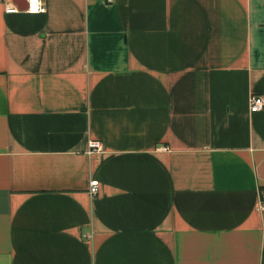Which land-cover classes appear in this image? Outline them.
<instances>
[{
	"label": "crops",
	"instance_id": "1",
	"mask_svg": "<svg viewBox=\"0 0 264 264\" xmlns=\"http://www.w3.org/2000/svg\"><path fill=\"white\" fill-rule=\"evenodd\" d=\"M20 1L0 0V264H264V0Z\"/></svg>",
	"mask_w": 264,
	"mask_h": 264
},
{
	"label": "built area",
	"instance_id": "2",
	"mask_svg": "<svg viewBox=\"0 0 264 264\" xmlns=\"http://www.w3.org/2000/svg\"><path fill=\"white\" fill-rule=\"evenodd\" d=\"M27 8L24 10L30 14H44L47 9L43 3V0H26ZM108 2H113V0H108ZM22 11L18 6L12 5L8 6L7 13H17ZM264 109V99L261 96H251L250 98V111L252 113L260 112ZM162 151H168L167 147H162ZM102 151V144L99 141H91L89 143L88 154L92 155ZM90 193L92 195H98L99 193V181H92L90 184ZM259 210L264 213V199L259 206Z\"/></svg>",
	"mask_w": 264,
	"mask_h": 264
},
{
	"label": "water",
	"instance_id": "3",
	"mask_svg": "<svg viewBox=\"0 0 264 264\" xmlns=\"http://www.w3.org/2000/svg\"><path fill=\"white\" fill-rule=\"evenodd\" d=\"M17 5H18V7L20 8V9H22V10H25L26 8H27V4L26 5H24V4H22V2L20 1V2H18L17 3Z\"/></svg>",
	"mask_w": 264,
	"mask_h": 264
}]
</instances>
